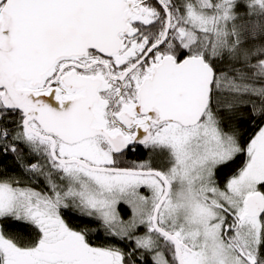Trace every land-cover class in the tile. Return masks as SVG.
Instances as JSON below:
<instances>
[{
  "label": "snow or ice",
  "instance_id": "obj_1",
  "mask_svg": "<svg viewBox=\"0 0 264 264\" xmlns=\"http://www.w3.org/2000/svg\"><path fill=\"white\" fill-rule=\"evenodd\" d=\"M0 264H264V0H0Z\"/></svg>",
  "mask_w": 264,
  "mask_h": 264
}]
</instances>
